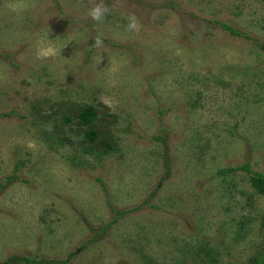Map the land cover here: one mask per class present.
I'll use <instances>...</instances> for the list:
<instances>
[{
    "label": "rangeland",
    "instance_id": "rangeland-1",
    "mask_svg": "<svg viewBox=\"0 0 264 264\" xmlns=\"http://www.w3.org/2000/svg\"><path fill=\"white\" fill-rule=\"evenodd\" d=\"M10 2L0 0V263L258 258L264 195L251 174L218 172L264 174L262 1L26 0L22 13ZM96 4L100 22L88 15ZM49 43L57 55L38 59ZM86 107L94 142L78 120Z\"/></svg>",
    "mask_w": 264,
    "mask_h": 264
},
{
    "label": "trees",
    "instance_id": "trees-1",
    "mask_svg": "<svg viewBox=\"0 0 264 264\" xmlns=\"http://www.w3.org/2000/svg\"><path fill=\"white\" fill-rule=\"evenodd\" d=\"M261 1L264 4V0H261ZM222 27L225 28V30L228 31L229 35L231 36H237V37L243 36V37L248 38L246 35L237 32L230 26L222 25ZM95 117H96L95 111L92 107L84 108L78 116V120L81 126L87 127L85 131V136L86 138L89 139L90 142H94L97 138L96 132L91 128L92 123L95 120ZM237 171H244V172H247L248 174H251L252 176L250 178V181L252 183V186H254L255 190L259 194L264 195V174L252 172L246 165L237 166L234 168H226V169L220 170L218 173L219 174H229V173L237 172ZM13 178L8 177L7 182L12 181ZM74 255L75 253H71L70 256H74ZM65 263L66 261H62V262L61 261H47L43 258L37 260V257L11 256L7 260H5L3 263H0V264H65ZM249 264H264V247H263L262 254L258 258L251 260Z\"/></svg>",
    "mask_w": 264,
    "mask_h": 264
},
{
    "label": "clouds",
    "instance_id": "clouds-1",
    "mask_svg": "<svg viewBox=\"0 0 264 264\" xmlns=\"http://www.w3.org/2000/svg\"><path fill=\"white\" fill-rule=\"evenodd\" d=\"M10 11L13 13H22L26 11L29 7V4L26 2V0H11V2L8 5ZM107 13V7L103 4H96L94 7H92L88 15L89 17L96 22H100L104 19L105 15ZM128 25L127 30L128 31H139L141 28V25L138 21V19L134 15H129L128 17ZM103 46V40L99 37L95 40V47L99 48ZM58 53L57 48L52 46L50 43L46 46H40L37 49V58L38 59H47L50 57L56 56ZM103 103H105L108 107H112L114 101L112 98L104 97ZM29 148H35L34 142H29L28 144Z\"/></svg>",
    "mask_w": 264,
    "mask_h": 264
}]
</instances>
